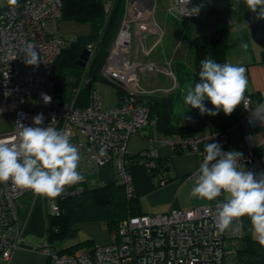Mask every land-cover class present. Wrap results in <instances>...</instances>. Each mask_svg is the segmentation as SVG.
I'll return each instance as SVG.
<instances>
[{
  "label": "built area",
  "instance_id": "2783aa9c",
  "mask_svg": "<svg viewBox=\"0 0 264 264\" xmlns=\"http://www.w3.org/2000/svg\"><path fill=\"white\" fill-rule=\"evenodd\" d=\"M196 6L200 8L199 13L188 14ZM155 9L154 0H127L120 29L102 67L104 77L123 93L118 97L117 107L106 109L97 87L86 107L76 103L80 87L75 88L67 100L57 89L61 77L56 72L55 63L69 45L60 30L63 0H18L17 5L0 0V110L8 106L15 108L13 128L1 133L0 138L17 137L18 121L25 126H34L32 118L43 113L41 126L67 132L70 143L78 148L80 161L77 171L83 176L79 184L87 182V176L99 167L113 161L117 164L121 182L131 194L125 160L127 144L131 135L139 133L148 124L149 118V107L141 101V95L148 92L141 85L139 72L165 70L176 81L170 61H166L164 68L155 62L140 61L136 53L132 58L133 39L139 49L145 32L153 31L159 43L163 42L164 30L153 21ZM167 11L188 27L202 16L200 0H171ZM29 44L40 55L38 66L24 63V50ZM85 49L89 53L86 62L89 65L97 54L98 41H91ZM85 81V85L89 83V80ZM42 93L51 96L50 103H44ZM28 98L34 99L41 111L24 108ZM243 101L246 109L250 110L253 106L251 98L246 96ZM226 140L225 133L211 131L180 138H161L174 151L182 153H196L202 143H219L227 152L230 150L224 147ZM102 145L108 146L104 156L99 155ZM236 151L243 154L241 167L248 170L254 165L255 160L248 150ZM205 155L204 151L203 158ZM144 156L143 165L147 169L154 167L157 151H147ZM30 191L16 188L11 180L0 182V258L6 262L25 242L20 207L21 198ZM80 191V188L70 191L65 186L60 197L66 198ZM224 196L222 193L209 204L191 209L131 215L120 223L109 243H97L71 253L50 250L46 239L44 252L50 258V264H192L193 261L195 264H227L224 246L227 230L218 233L214 226L217 205L224 202ZM49 212H60L57 198H50ZM241 221L234 222L241 227Z\"/></svg>",
  "mask_w": 264,
  "mask_h": 264
},
{
  "label": "trees",
  "instance_id": "16d2710c",
  "mask_svg": "<svg viewBox=\"0 0 264 264\" xmlns=\"http://www.w3.org/2000/svg\"><path fill=\"white\" fill-rule=\"evenodd\" d=\"M238 5L239 21L243 20V14L249 10L245 0H240ZM127 0H63L61 22L74 21L77 24L90 26L88 34H82L75 39H67L68 47L62 51L55 63L58 76L61 77L57 87L63 99L71 98L75 88L80 87L76 103L80 107H86L91 103L94 89L98 84H109L115 89L118 97L123 93L120 88L104 79L102 67L109 55V50L117 37L122 20L126 12ZM232 24H219L207 34L195 36L191 41L193 60L179 63L175 76L177 87L168 95L146 93L141 95V101L149 107L148 123L155 122L162 136H192L201 132L211 131L223 134L245 116L247 110L244 101L236 107L231 115H225L221 110L217 115H201L199 110H189L183 103V94L187 87L199 83L200 61L211 57L217 63L226 62V51L232 45ZM98 41V51L93 60L81 67L77 65L83 50L91 41ZM85 80L89 83L85 85ZM251 100L252 97H250ZM253 105L254 102L252 101ZM213 108L210 101L205 105ZM188 117H191L189 119ZM144 152L126 155L127 171L138 165L144 164ZM176 153H182L175 151ZM155 166L148 169L152 179H156L157 185H163L171 181L172 162L169 158L157 156L153 159ZM80 188L81 191L69 194L66 198H57L60 212L51 214L48 212L47 240L49 248L54 252L71 253L82 248L95 246L96 241L86 239L78 244L65 246V242L75 236L82 225L102 223L109 233L117 231L120 223L131 215H140V201L138 196L128 193L124 183L88 186L76 183L68 185L70 191ZM48 198V197H47ZM245 247L238 251L236 261L239 264H264V246H261L251 237V224L242 218Z\"/></svg>",
  "mask_w": 264,
  "mask_h": 264
},
{
  "label": "crops",
  "instance_id": "0c3cea01",
  "mask_svg": "<svg viewBox=\"0 0 264 264\" xmlns=\"http://www.w3.org/2000/svg\"><path fill=\"white\" fill-rule=\"evenodd\" d=\"M168 1L169 8L171 0ZM211 8L221 11L226 18L222 23L233 24L231 18L225 14L228 8L234 7L238 18V1L240 0H211ZM157 4L158 0H154ZM201 3V0H200ZM202 6V3H201ZM168 13V11H167ZM168 15V14H167ZM204 9L202 6V16L198 21L192 23L195 25L192 32H190L189 39L184 42V31L179 40H177L174 52L170 57L167 56L165 50L155 58L152 56V51L155 45L159 43L157 35L153 31H147L143 36L145 38L141 41L140 48L136 52L137 58L142 62H155L159 65L166 67V61L171 62V70L175 74L179 63L191 62L193 60L191 41L195 36L200 34H207L212 32L218 25H210L203 20ZM169 16V15H168ZM174 25L180 27L185 24L182 21L174 19ZM166 19H168L166 17ZM153 21L164 30V38L166 28L153 16ZM242 21H239V23ZM238 23V24H239ZM74 21L61 22L60 30L62 34L68 37H78L82 34H88L90 30L83 29L76 25ZM190 27L187 26L186 30ZM202 29L203 33H198ZM85 30V31H84ZM242 34L238 38L232 39V45L226 51V62L233 65H242L246 68L245 75L247 76L248 84L244 93V97H252L254 105L240 120L233 124L225 135L227 137L224 147L229 150L243 149L248 150L255 160L254 165L248 168L249 171L254 173L264 172V48L258 45L252 38L250 28L243 27ZM200 32V31H199ZM232 32V30H231ZM149 35L156 37L155 44L151 47L146 46V40H149ZM233 35V33H232ZM164 40V39H163ZM247 43V50L241 47V43ZM163 43V42H162ZM161 44V43H160ZM163 45V44H161ZM179 51V52H177ZM175 69V70H174ZM158 80L164 78V95H168L177 87V80L175 81L170 77L167 72L158 71L153 73ZM145 74H141V80ZM98 92L100 91L103 107L106 109L115 108L118 106V94L114 88L109 84H98ZM157 91V89H155ZM154 90V91H155ZM208 104V100L204 101ZM191 107V106H190ZM198 110V109H196ZM1 111V110H0ZM6 133V132H3ZM162 136L158 131L155 122L148 123L139 133L130 136L127 144V151L130 155L138 154L144 151H157V155L162 158H169L172 162V175L174 178L166 184L157 185L156 179H152L148 169L145 165H138L128 170L130 176V187L140 201V208L142 214H165L173 209H191L194 207L205 206L211 201L192 197L190 195L192 188L195 186L196 172L199 170L200 164L204 158V143L199 145V151L176 153L169 145L161 141ZM174 137V136H173ZM176 138L179 136H175ZM87 182L83 183L88 186L112 184L121 182L120 172L118 171L116 162H110L104 166L99 167L95 172L87 176ZM50 198L35 196L33 192H27L21 198L20 207V220L23 227L25 242L17 250L14 251L9 261H4L0 258V264H50V258L44 252V242L47 239L48 228V212H49ZM250 223L247 216L242 217ZM241 218V220H242ZM242 223V221H241ZM88 226L89 231L101 241V244L110 242L112 234L103 235L100 230L102 223L86 224L81 228ZM251 226V225H250ZM239 227L238 223L233 222V225L227 230L224 239L225 246V259L227 264H239L236 261L238 251L245 247V241L241 238L244 235L243 224L239 227L238 231H234ZM87 228V229H88ZM252 237V228H251ZM242 234V235H240ZM253 240H255L252 237ZM51 250V249H50Z\"/></svg>",
  "mask_w": 264,
  "mask_h": 264
},
{
  "label": "clouds",
  "instance_id": "9594fccd",
  "mask_svg": "<svg viewBox=\"0 0 264 264\" xmlns=\"http://www.w3.org/2000/svg\"><path fill=\"white\" fill-rule=\"evenodd\" d=\"M188 2V0H187ZM17 5L18 0H7ZM249 11L257 19H264V0H245ZM199 6L188 14H198ZM247 50V43H241ZM40 55L29 44L24 50V63L38 66ZM199 83L189 85L183 94V103L198 109L201 115H217L221 110L231 115L244 98L247 89L246 68L231 63H217L210 56L200 61ZM44 103L51 96L41 94ZM211 102L213 108L205 106ZM191 119V117H188ZM43 113L32 118L34 126L17 122L18 136L0 138V182H8L22 190H31L48 198L60 196L68 185L83 180L77 171L80 161L78 148L70 143L69 134L51 126L42 127ZM107 145H102L99 155L104 156ZM206 153L199 166L195 186L190 195L213 201L225 194L224 202L217 205L214 226L218 233L228 230L234 221L247 216L252 228V237L264 246V172L254 173L241 167L242 153L236 150L223 151L219 143L205 145ZM239 227L234 229L238 231ZM195 264V261L192 262Z\"/></svg>",
  "mask_w": 264,
  "mask_h": 264
},
{
  "label": "rangeland",
  "instance_id": "374dc122",
  "mask_svg": "<svg viewBox=\"0 0 264 264\" xmlns=\"http://www.w3.org/2000/svg\"><path fill=\"white\" fill-rule=\"evenodd\" d=\"M203 9H204V15H203V20L204 22L207 23L208 20V16H209V10L211 9V3H215L212 2L211 0H201ZM168 1L167 0H158V4H157V10L155 13V16L157 17V20L159 21V23L162 25V27L166 28L165 31V38L163 40V45H161L160 43H157V45L154 46L153 51H152V56L155 58L156 56H159L163 53V50H165L166 54L168 57H170L171 53L174 52L177 40L180 39L182 33L184 31H186L185 34V38H184V42L187 41L189 39L190 36V32H192L194 29H192V27L194 28L195 25L191 26V28L189 30H186L187 28V24H182L180 27H177L176 25H174L171 17H169L170 15L167 13V7H168ZM234 7H230L228 8V11L225 12V14H227V16H229V18H231L232 21V39L234 38H238L239 36H241L242 34V28L243 27H247V29H249L248 25L245 22H240L237 20V16H236V11L234 10ZM169 16H168V15ZM166 17L168 19H166ZM239 23V24H238ZM219 27H223L225 25V23H218ZM78 27H81L83 29H88L90 30V26L87 24H76ZM87 29V30H88ZM192 29V31H191ZM85 31V30H84ZM200 31V32H199ZM198 31V33H203L205 31H203L202 29H200ZM157 37V36H156ZM156 37L154 35H149V40L145 42L146 46L151 47L152 45L155 44V40ZM69 39H75L76 37H68ZM138 51L137 49V44L136 42H134L133 39V49H132V58L135 56V53ZM179 52V51H177ZM139 72V71H138ZM142 72H139V75L141 76ZM144 77L141 80V85L142 87L146 90V92L148 93H152V94H159V95H163L164 94V90L166 89V87H164V78L163 81L162 80H158L154 74L152 72L146 71L143 72ZM104 77V75H103ZM104 79H107L104 77ZM176 88V87H173ZM157 89V91L155 90ZM155 90V91H154ZM100 94V91H99ZM101 95V94H100ZM24 108L26 109H35L38 111H41V109L36 105V102L34 99L28 98L27 104L24 105ZM14 119H15V108L14 107H5L4 109H2L0 111V134L3 132H8L13 128L14 125ZM148 126V124H147ZM114 163V162H113ZM88 226H85L83 228L80 227V229L78 230L77 234L73 237H71L70 239H68L65 242V246H70L73 244H78L80 242L85 241L86 239H93L94 241H96V243H101V241H99V239L97 237H95L90 231ZM102 229H104L106 231V233L103 230H100L103 235H109V231L106 227L105 224H103Z\"/></svg>",
  "mask_w": 264,
  "mask_h": 264
},
{
  "label": "water",
  "instance_id": "95a60500",
  "mask_svg": "<svg viewBox=\"0 0 264 264\" xmlns=\"http://www.w3.org/2000/svg\"><path fill=\"white\" fill-rule=\"evenodd\" d=\"M243 22H245L250 28L252 38L254 41L264 48V19H257L256 14L247 10L243 14ZM226 21L223 13L218 9L211 8L209 10L208 23L210 25H216L218 22ZM88 50L84 49L80 58L77 61V65L81 67L86 66L88 60Z\"/></svg>",
  "mask_w": 264,
  "mask_h": 264
},
{
  "label": "flooded vegetation",
  "instance_id": "af4514ba",
  "mask_svg": "<svg viewBox=\"0 0 264 264\" xmlns=\"http://www.w3.org/2000/svg\"><path fill=\"white\" fill-rule=\"evenodd\" d=\"M238 13V12H237Z\"/></svg>",
  "mask_w": 264,
  "mask_h": 264
}]
</instances>
